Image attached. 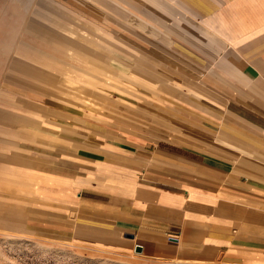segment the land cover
Here are the masks:
<instances>
[{"label": "crops", "instance_id": "crops-1", "mask_svg": "<svg viewBox=\"0 0 264 264\" xmlns=\"http://www.w3.org/2000/svg\"><path fill=\"white\" fill-rule=\"evenodd\" d=\"M56 2L111 28L101 37L116 42L108 60L101 40L99 71L87 40L58 39L71 71L82 62L120 85L85 93L99 108H41L28 96L21 115L40 123L2 124L14 137L0 136V170L20 180L10 194L37 230L182 264L263 259L264 0ZM24 29L49 31L35 21Z\"/></svg>", "mask_w": 264, "mask_h": 264}, {"label": "rangeland", "instance_id": "rangeland-1", "mask_svg": "<svg viewBox=\"0 0 264 264\" xmlns=\"http://www.w3.org/2000/svg\"><path fill=\"white\" fill-rule=\"evenodd\" d=\"M56 1L0 0V136L14 137L13 131L2 127L4 123L26 120L34 124L40 123L32 117L21 115V111L28 108V96L37 98L36 102L41 108L56 105L65 109L86 106L99 108V101L86 98L87 94L95 90L117 93L116 87L120 84L101 83L97 69L90 71L83 68L82 62L76 61L73 66L76 67V72L71 71V67L67 65L70 61L67 56L69 47L58 42V39L65 40V43H69L68 39H77L79 46L83 48L85 41L78 37L87 40L93 54L91 63L100 71L99 62L95 61H99L96 56L101 51V40L104 39L102 46L108 50L102 51L103 54L107 53V59L110 60L115 55L114 37L107 36L106 39L105 33L102 37L100 34V31H111V28L106 29L98 20L85 19L75 9ZM29 21L40 23L49 31H22L23 23ZM51 31L61 35L56 36V42L52 39ZM69 31L79 33L75 36ZM35 32H44L45 35H35ZM82 52L77 56L83 58ZM22 63L33 66L30 68L35 71L48 73L47 75L55 78L53 84L47 86L34 81L26 68H20ZM110 70L108 68L103 73L107 76L108 83L115 76V71ZM85 79L90 82H84ZM35 88L42 89L43 92ZM20 186L19 179L13 182L9 175L6 178L0 170V264H182L145 257L146 255L143 256L136 250L121 251L95 244L67 243L65 237L37 230L35 217L31 218L30 212L25 210L20 196L10 194L12 188L18 189ZM248 264H264V258Z\"/></svg>", "mask_w": 264, "mask_h": 264}, {"label": "water", "instance_id": "water-1", "mask_svg": "<svg viewBox=\"0 0 264 264\" xmlns=\"http://www.w3.org/2000/svg\"><path fill=\"white\" fill-rule=\"evenodd\" d=\"M142 251H143V249H142L141 246H138V247L136 248V252H137V253H142Z\"/></svg>", "mask_w": 264, "mask_h": 264}]
</instances>
